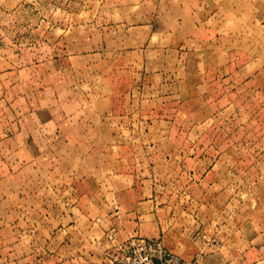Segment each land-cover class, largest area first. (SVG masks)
Returning a JSON list of instances; mask_svg holds the SVG:
<instances>
[{"label": "crops", "instance_id": "1", "mask_svg": "<svg viewBox=\"0 0 264 264\" xmlns=\"http://www.w3.org/2000/svg\"><path fill=\"white\" fill-rule=\"evenodd\" d=\"M85 2L94 6L86 11V22L81 29L79 24L71 25V42L64 49L67 55L55 60V66L62 70L68 67L89 69L87 84L96 80L111 82L115 73L118 74L115 83L142 84L143 79L149 77L158 88L184 84L185 69H219L233 65V55L240 50L239 21L255 19L253 4L250 11L247 6L246 11L239 7L241 3L249 5L254 0ZM251 34L253 47V30ZM3 59H0V82L7 86V100L12 101V107L6 110L12 123L9 127L8 122L6 127L9 130L4 139L7 148L11 149L14 162L24 165L36 164L38 159L35 158L45 154L42 149H54L50 159L43 163L53 161L58 165L54 173L55 195L66 196L55 207L67 222L56 219L55 231H51L53 235L49 238L28 235L23 240H13V244H22L23 252L13 254L12 259L22 261L20 264H123L118 261L123 245L140 238L160 237L169 249L195 264H264V171L250 177L254 183L246 193V207L231 210L225 217L220 200L213 222L205 215L206 188L200 191L199 187L205 184L204 175L214 170L221 157L205 151L195 155L199 147L208 146L202 140L186 141L184 146L190 149L188 155L178 160L208 166L184 170L188 179L181 189L174 190L173 183H167L166 187L160 185L156 175H142L121 166L139 164L143 156L127 155L122 150L136 148L133 142L110 139L111 131L122 130L124 117L134 114L133 108L115 107L112 100H135V93L99 94L102 108L97 111L92 104L83 103V100L94 99L91 92L80 95L61 90L51 97L55 99L54 106L43 103L39 108L19 109L22 120L15 130V84L23 88L30 84L31 67L23 65L16 81L15 66ZM253 59L247 60V66L254 63ZM108 69L117 71L109 76ZM119 70L126 75H121ZM67 77L60 74L57 79L62 83L78 80L73 74L71 79ZM156 92L159 95V90ZM18 95L23 100H31L30 89ZM161 98L166 101L173 96L162 95ZM43 100H47L46 95ZM106 133L109 134L107 139ZM37 148L40 150L33 155L31 152ZM192 178L198 180V184L191 183ZM37 179L39 177L33 176L35 182ZM192 184L198 187L194 189ZM178 195L183 198L180 209L175 200ZM222 195L220 187L214 193L215 200ZM178 211L183 220L177 216ZM45 223L40 219L36 226L43 228ZM213 226L214 243L202 237ZM177 228H181V234L176 232ZM192 229L196 231L192 233ZM52 242L54 247H50Z\"/></svg>", "mask_w": 264, "mask_h": 264}, {"label": "rangeland", "instance_id": "2", "mask_svg": "<svg viewBox=\"0 0 264 264\" xmlns=\"http://www.w3.org/2000/svg\"><path fill=\"white\" fill-rule=\"evenodd\" d=\"M85 1L0 0V59L4 58L9 65L15 66L16 81L23 65L31 67L30 84L24 88L21 84H15V130L22 120V116L18 114L19 109L26 106L39 108L43 103L54 106L55 99L51 97L61 90L80 95L91 92L94 99L83 100V103H89L88 106L92 104L97 111L102 108L99 94L110 93L117 96L122 92L135 93V100H112L115 107L133 108L134 114L124 117L122 130L111 131L110 139L133 142L137 145L136 148L122 150L127 155L143 156V161L139 164L127 163L121 166L130 171L131 168L135 169L136 173L141 172L142 175H156L160 185L166 187L167 183H173L174 190H179L186 183V178L188 179L184 170L189 167L203 169L208 166L204 163L198 165L197 162L186 160L183 163L184 159L178 160V157L188 155L187 150L190 149L184 146L186 141L202 140L208 146L199 147L195 155L205 151L209 155L221 157L214 170L204 175L205 184L202 185L205 187H199L200 191L204 188L207 191L206 217L214 222L220 200L223 201L225 217L231 210L245 208L248 202L246 193L254 183L250 177L264 171V0H254L249 5L241 3L239 6L244 11L247 6L250 11L253 4L255 19L239 21L240 50L233 55V65L219 69L191 67L185 69L186 83L159 88L149 77L143 79L142 84L115 83L114 80L118 79L117 73L115 78L112 76L111 82L103 80L102 83L96 80L87 84L89 69L68 67L62 70L55 66V60H60L62 56L64 59L67 55L64 54V49L71 42V25L79 24L81 29L86 22V11L94 6H88ZM77 13H81L80 16L77 17ZM252 57L255 59L254 63L247 66V60ZM114 71L117 69H108L109 76ZM123 73L126 75L122 71L120 74ZM60 74L69 76L66 79H71L73 74L78 80L74 78L75 83H62L57 79ZM39 75L41 80L38 79ZM28 88L31 95L29 101L18 95L27 93ZM6 91L7 86L0 82V264H20L22 261L12 258L13 254H21L23 247L22 244H13V240H23L28 235L48 238L52 236L56 219L64 224L67 222L65 216L62 217L55 207L66 196L55 195L54 173L58 165L53 161L43 163L50 159L54 149H42L45 154L35 158L38 159L36 164L14 162L12 152H9L11 149L7 148L4 140L9 132L7 123L9 122V127L12 124L11 117L6 115L7 108L12 107V101L7 100ZM45 95L47 100H43ZM160 95H172L173 98L163 101L160 100ZM199 124L203 126L198 127ZM202 128L205 129L200 131ZM106 135L105 139L109 137L108 133ZM18 136L21 139V134ZM211 144L213 147H210ZM38 150L40 149L32 150L31 153L34 155ZM33 176L39 179L35 182ZM29 177L32 178L31 181ZM193 179L195 178H192L191 183L198 184V180ZM192 185L194 189L198 187ZM220 187L223 195L221 198L217 196L215 200L214 193ZM182 199L181 195L175 196L178 209L183 204ZM177 216L183 220L181 211L177 212ZM40 219L46 222L43 228L36 226V221ZM196 229H192V233ZM176 232L181 234V228H177ZM206 233L202 237L214 243V226ZM61 235L59 233V238ZM53 242L50 247H54ZM165 246L167 247L166 244Z\"/></svg>", "mask_w": 264, "mask_h": 264}, {"label": "built area", "instance_id": "3", "mask_svg": "<svg viewBox=\"0 0 264 264\" xmlns=\"http://www.w3.org/2000/svg\"><path fill=\"white\" fill-rule=\"evenodd\" d=\"M118 261L123 264H195L169 250L160 238H140L120 248Z\"/></svg>", "mask_w": 264, "mask_h": 264}]
</instances>
